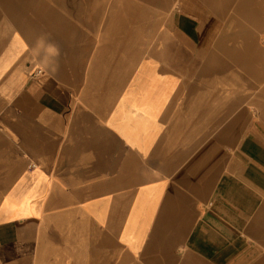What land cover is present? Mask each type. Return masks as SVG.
<instances>
[{
    "label": "crops",
    "instance_id": "obj_1",
    "mask_svg": "<svg viewBox=\"0 0 264 264\" xmlns=\"http://www.w3.org/2000/svg\"><path fill=\"white\" fill-rule=\"evenodd\" d=\"M0 264H264V0H0Z\"/></svg>",
    "mask_w": 264,
    "mask_h": 264
},
{
    "label": "bare ground",
    "instance_id": "obj_2",
    "mask_svg": "<svg viewBox=\"0 0 264 264\" xmlns=\"http://www.w3.org/2000/svg\"><path fill=\"white\" fill-rule=\"evenodd\" d=\"M189 16V15H188ZM191 18V17H190ZM191 21V20H190ZM189 23V22H188Z\"/></svg>",
    "mask_w": 264,
    "mask_h": 264
}]
</instances>
